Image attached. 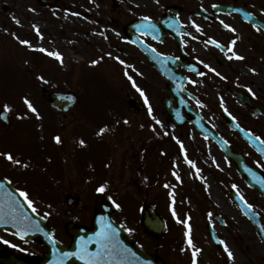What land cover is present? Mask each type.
<instances>
[{
	"label": "rangeland",
	"instance_id": "1",
	"mask_svg": "<svg viewBox=\"0 0 264 264\" xmlns=\"http://www.w3.org/2000/svg\"><path fill=\"white\" fill-rule=\"evenodd\" d=\"M50 1H56L54 7H44L36 0H0V111L5 110L4 105L10 109L6 110L9 124L0 120V147L15 154L10 161L14 163V167L10 164L13 175L19 177L22 171L30 174L29 187L26 183L22 191L32 201L31 206L47 219L60 239L66 238V223L84 220L91 224L89 217L85 220L86 209L74 212L75 206L63 200L70 189L67 184H76L75 191L89 207L103 186L109 200L119 205L115 219L129 230L135 243L166 264H193L195 249H200L196 264H264V240L231 190H239L263 223L264 197L247 185L213 140L203 138L193 125L179 127L170 119L161 102L168 94L167 81L140 74L141 57L122 34L123 25L134 17L150 10L156 14L170 6L182 7L180 18L190 32L185 35L186 47L204 65L200 74L190 77L189 91L198 97L195 107L211 128L244 153L251 164L264 170L261 156L220 118V112L228 110L243 127L264 139V32L236 30L230 53L221 55L203 40L223 41L219 26L191 13L201 5L209 10L218 2L246 3L264 19V0ZM114 1L118 3L115 7ZM218 16L233 29L237 27L235 15ZM164 46L174 47L170 41ZM48 52L60 53L62 60ZM233 53L243 59L229 58ZM237 88L251 94L261 108L260 114L255 115L231 95L229 89ZM53 90L77 95V103L66 117L53 111L46 100L44 93ZM132 95L146 104L138 114L127 103ZM25 99L36 113L27 107ZM53 133L62 138L61 145L53 143ZM50 135L43 141L39 137ZM29 139L33 147L28 145ZM80 140L85 143L81 145ZM41 149L49 166L40 163L34 170H24L28 167L26 158L37 163ZM58 153L59 160L54 158ZM183 155L186 160L181 159ZM56 160L68 168L62 183L53 190L54 175L46 178L44 172L47 167L52 169ZM144 204H153L166 222V233L160 239L145 233L140 224ZM80 214L84 218L80 219ZM209 224L233 258L224 247L214 245ZM0 236L23 256L42 252L36 240L20 241L6 231ZM189 236L194 248L188 244Z\"/></svg>",
	"mask_w": 264,
	"mask_h": 264
},
{
	"label": "water",
	"instance_id": "2",
	"mask_svg": "<svg viewBox=\"0 0 264 264\" xmlns=\"http://www.w3.org/2000/svg\"><path fill=\"white\" fill-rule=\"evenodd\" d=\"M40 1L45 2L44 0ZM216 9L222 10L228 8L218 6ZM149 54L151 55V57L157 56V53L155 52H149ZM75 99V96L71 93H50L48 95V100L51 105L60 110H66L70 108L74 104ZM129 103L131 104L135 112H138L141 108H143L142 104L135 97L130 98ZM165 105L170 114H174L175 109L168 104ZM225 117L227 118L229 125L235 129H238L243 134V137L246 138L250 143L254 144L256 149L264 156V144L259 139L252 136L249 132L241 128L234 120V118L229 114L225 113ZM194 122L198 129H200L206 137L211 136L222 143L221 138L207 126L206 121L200 115H197ZM223 147H225L228 155H230L237 161L241 173H243L247 177V183L250 186L257 188L258 191L264 195V174L247 164L242 156L232 153L228 145L225 144V146ZM233 194L242 210L254 222L260 236L264 239V225L260 219L259 214H257L252 208L249 209L246 207V204L248 203L244 200V198L237 190H234ZM241 197L243 199H241ZM96 205L98 211L94 219L93 227L91 229H86L73 228L69 226L74 241L70 248L64 250L61 244L53 238L52 233L47 228L44 220L38 217L33 212V210L25 203V201L17 191L11 188L5 181L0 178V227L10 228L23 238H32L34 236L41 235L43 243L51 249V255L55 258L57 264H63L60 257L61 253H75L80 242L88 241L90 237L93 239L87 244V249L89 252H96L98 249V245L96 243L95 236L96 233L101 231L102 226L105 225H110L111 228L116 230L114 242L118 246V254L115 256V258H107V264H164L161 260L148 254L131 242L130 238L127 236L126 231H124L112 220V206L109 205L107 199L103 194H98ZM142 212V223L146 227L147 231L155 232L158 236L161 235L164 231V223L155 209L150 205H146L143 207ZM210 232L215 243L219 246L223 245L221 243V240L217 238L215 231L211 227ZM52 257L46 262L42 261V264H56L54 260H51ZM72 259L74 258H71L66 264H71ZM76 259L79 262H84L87 264L86 260H81L79 258ZM5 262L9 264H15L6 260Z\"/></svg>",
	"mask_w": 264,
	"mask_h": 264
},
{
	"label": "flooded vegetation",
	"instance_id": "3",
	"mask_svg": "<svg viewBox=\"0 0 264 264\" xmlns=\"http://www.w3.org/2000/svg\"><path fill=\"white\" fill-rule=\"evenodd\" d=\"M241 4H235V6H240ZM204 6V5H203ZM204 7H206V6H204ZM241 7H243V8H245V9H249V7H248V5L246 4V3H243L242 4V6ZM157 13L155 14L154 13V11H149L148 12V14H144V16L146 15V17H148V18H151L152 20H155V21H159V17H161L162 15H164V14H166L165 12V10L164 11H156ZM164 13V14H163ZM182 13V7H180L179 8V12H178V16L180 17V14ZM191 13H193L194 14V11L192 10L191 11ZM236 14V13H235ZM239 13H237L235 16L236 17H238L237 19L239 20L238 21V25H237V27L236 28H234L235 29V31L236 30H240V29H243V28H246V29H252V30H259V31H261V32H264V28H262V27H260V26H257V25H255V24H253V23H249V22H246L245 20H242V18H241V15L239 14ZM230 14H226V16H229ZM238 15V16H237ZM204 17V16H203ZM202 17V18H203ZM136 17H134L132 20H130L129 22H131V21H134V19H135ZM204 19H205V17H204ZM128 22V23H129ZM264 22V21H263ZM210 23H216L218 26H219V28H220V30H221V33H222V38H223V41L222 40H220L219 41V47H214L217 51H219L220 52V54L221 55H228L229 53H230V51H231V47H232V45H231V41H233V40H235L236 41V36H233L234 35V33H235V31L233 32L231 29H233V27L230 25V24H225V23H222V22H220L219 20H216L215 19V17L213 16V18L211 19V21H210ZM184 24V23H183ZM190 24L192 25V26H194V23H193V21L192 20H190ZM126 25V24H125ZM125 25H123V28H124V26ZM225 25H228L229 27H225ZM185 27V26H184ZM186 29V28H185ZM188 34H190V32L189 31H185V33H184V36H183V38H184V41H183V48H184V51H185V57H183V58H179L180 60L177 62V64H178V70L179 71H185V69L182 67V63H186L187 62V64L188 63H191V62H197V63H199L200 65H199V68L203 71L204 70V65H203V63L202 62H200L199 60H197V59H195V58H193L190 54H189V51H188V49H187V47H186V44H185V35H188ZM124 37L127 39V37L125 36V34H124ZM142 37V39L148 44V45H150L151 47H153V48H155V49H157V50H159V51H161V52H163V53H165V54H169V55H173V56H179L180 55V51H179V48H178V46H177V44L175 43V41L172 39V37L170 36V34L169 33H166V37H165V40L161 43V42H158L156 39H154L152 36H150V35H148V34H146V35H143V36H141ZM205 37V36H204ZM203 40L208 44V39L207 38H203ZM168 41H170L173 45H174V47H171V48H167V47H165L164 46V44H165V42H168ZM209 45V44H208ZM132 46H133V49L140 55V57H141V60H139V62H138V67H139V72H140V74L141 75H143V76H145L146 77V75H149V74H152V75H155V76H159V71L157 70V68H156V66H155V64L147 57V55H145V53H143V51L138 47V46H136V45H133L132 44ZM224 57V56H223ZM218 62L219 63H221V61L220 60H218ZM188 72H191V71H188ZM149 73V74H148ZM190 74H192L193 75V73L191 72V73H189V75ZM145 81V83H146V85L148 84V82H147V80H144ZM189 84H190V80L187 82V86L189 87ZM238 89V88H237ZM231 90L232 89H229V92L231 93ZM238 90H241V89H238ZM245 91V90H244ZM231 95H233L232 93H231ZM235 97V96H234ZM238 100V99H237ZM198 102V98L196 97V99H195V103H197ZM31 151V150H30ZM44 149L42 150L41 149V153H38V156H40L43 160H46V157H45V154H44ZM3 150H0V172H1V174L4 176V177H6L13 185H18V186H25L26 185V183H27V175H25L24 173H23V171H22V174L23 175H21V176H19V177H16L15 175H13L12 174V170H11V166H13L14 167V163L13 162H7V161H5V160H7V158L5 157V155H3ZM12 156H14L15 154H11ZM2 160V161H1ZM26 160H27V162H28V158H26ZM10 164H11V166H10ZM27 168H25L24 170H26ZM61 181V180H60ZM22 183H24L23 185H22ZM84 183V182H83ZM68 187L70 188V189H68L67 191H66V193L64 194V198H63V200L64 199H67V200H70V202L72 201V198H76V197H78V192L77 191H75L74 189H76L77 187H76V184L75 183H73L72 181H70L68 184ZM66 185V186H67ZM66 186H63V187H66ZM56 188H57V186H56ZM71 203H73V201L71 202ZM71 211H72V209H69L67 212L68 213H71ZM66 237L67 238H69V241H70V237H69V235L67 236L66 235ZM65 241H68V240H65ZM4 253L2 254V255H8V254H11V253H14V252H16L14 249H12L11 248V246L10 245H5V248H4ZM36 253H37V251H36ZM34 254L32 257H31V261H33V259L34 258H36V257H39V256H44V255H46V250L45 249H43L42 250V252H40V253H37V254ZM1 254V253H0ZM23 256V255H22Z\"/></svg>",
	"mask_w": 264,
	"mask_h": 264
},
{
	"label": "snow or ice",
	"instance_id": "4",
	"mask_svg": "<svg viewBox=\"0 0 264 264\" xmlns=\"http://www.w3.org/2000/svg\"><path fill=\"white\" fill-rule=\"evenodd\" d=\"M145 19H150L148 17H145ZM18 23V21H17ZM225 27H229L228 25H225ZM199 27L197 26V31H199ZM233 32L235 31V29H231ZM38 31V29H37ZM21 44H29L28 41L26 40H20L19 41ZM213 43H216L215 41H213ZM231 44H235V40L231 41L230 42ZM31 46V45H29ZM217 46L219 47V45L217 44ZM40 51H45V49H40ZM48 55L50 56H55L57 59H61V55L60 53L56 52V53H53V52H48ZM236 58V59H243V57L241 56H238L236 55L235 53L232 54L231 57L229 58ZM121 63H124L123 61H120ZM93 64L97 63V61H92ZM211 71L215 72L216 70L215 69H211ZM254 71V70H253ZM216 75H220L219 73H216ZM193 83H195L193 81ZM249 91H251V89H249ZM25 104L27 105V107L33 112V113H36V108L33 107V105L27 100L25 99ZM147 102V100H146ZM4 109L5 110H10L9 109V106L8 105H4ZM159 123V121H158ZM101 132L105 131V129H101L100 130ZM54 140L57 142V143H60V137L59 136H56L54 137ZM79 143L81 145H83L85 143L84 140H80ZM3 155H5V157L9 160V161H12L13 160V156L10 154V153H4ZM15 163H20V161L16 160ZM177 179H179V177H177ZM235 187V186H234ZM98 191H104V187L101 186ZM20 195L23 196L26 200L28 199V195L27 193L25 192H20ZM241 199H243L241 197ZM29 203V206L32 205V201L29 200L28 201ZM117 207H119V205H116ZM246 207L251 209L252 208V205L251 204H246ZM33 211H35L36 209L33 207L32 209ZM173 215L175 216L176 213L175 211H173ZM183 223H185L187 225V221H183ZM115 229L111 228L110 225H105V226H102V229L100 232L96 233V236H95V240H96V243L98 245V249L96 252H89L88 249H87V244L89 242H91V240L93 238H89L88 241H81L79 246H78V249L75 253H65L64 255H76V256H79V258L81 260H86L87 261V264H107V258H115V256L118 254V246L117 244L114 242L115 240ZM190 233V227L188 229V231L186 232V235H189ZM221 243L223 244L224 242L221 241ZM188 244L190 247H195L190 236H189V239H188ZM224 250L227 252L228 254V257L229 258H233V253L228 249L227 245L225 244L224 246ZM200 249H195V251H193V264H196V253L199 252Z\"/></svg>",
	"mask_w": 264,
	"mask_h": 264
},
{
	"label": "bare ground",
	"instance_id": "5",
	"mask_svg": "<svg viewBox=\"0 0 264 264\" xmlns=\"http://www.w3.org/2000/svg\"><path fill=\"white\" fill-rule=\"evenodd\" d=\"M13 36V35H12ZM209 191H210V193L212 194V191H213V187H209ZM216 196H218V194L216 193ZM219 197V196H218Z\"/></svg>",
	"mask_w": 264,
	"mask_h": 264
}]
</instances>
